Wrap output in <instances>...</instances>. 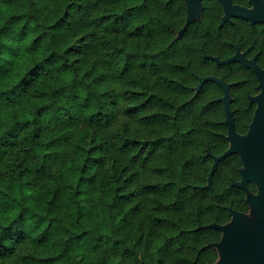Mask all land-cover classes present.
<instances>
[{
    "label": "trees",
    "instance_id": "obj_1",
    "mask_svg": "<svg viewBox=\"0 0 264 264\" xmlns=\"http://www.w3.org/2000/svg\"><path fill=\"white\" fill-rule=\"evenodd\" d=\"M208 13L179 37L183 0H0V264H189L241 202L224 160L203 187L222 112L199 78L239 80L232 106L254 85L204 56L231 53Z\"/></svg>",
    "mask_w": 264,
    "mask_h": 264
},
{
    "label": "flooded vegetation",
    "instance_id": "obj_2",
    "mask_svg": "<svg viewBox=\"0 0 264 264\" xmlns=\"http://www.w3.org/2000/svg\"><path fill=\"white\" fill-rule=\"evenodd\" d=\"M183 2L185 6V19L182 27L187 18V4L185 0H183ZM231 5L242 7L245 10H251V18L236 14V9L225 6L222 0H200V5L194 4L192 6V15L195 17L187 26L189 24L202 22L205 14L208 12L212 14L213 12L217 22L214 24V27L211 26L205 30V33L212 34V32H214L209 42L221 47H226L231 50V53L226 56L204 53V56L210 58L216 65H231L232 63H236L247 68L250 72L251 76L243 80H250L254 85L251 86L250 91H245L244 95L246 99L238 106H232L235 98L231 94V88L238 83L239 80L225 81L221 76L209 74L229 84V108L233 129L236 134L243 136L250 129V124L257 106L256 100L252 97L257 95L261 89L259 86L260 78L253 66L257 67L264 76V0H231ZM182 27L179 30H181ZM184 30H182L180 36ZM235 53L241 55L249 64L241 59L220 62L212 58V56H216L219 60H223ZM212 81L220 87V92L213 100L219 102L221 107V131H218V134L222 138L221 142L223 148L221 151L215 153L210 150L208 144L205 145V152L210 157V166L206 175V183L215 156L220 155L226 149L233 146V142L235 141L233 136L231 135V137L229 134V123L225 121V104L219 99L224 95V87L215 80ZM240 81H242V79ZM204 83L205 82H203L202 85ZM202 85L198 90L197 86L195 87L194 95L199 92ZM243 89L247 90L246 87H243ZM220 161H223L221 166L222 176L229 179L231 185L241 190V202L237 204H222L221 207L223 208V212L221 215L217 214L216 217H213L205 223L196 224L193 230H206L204 236L201 237L202 242L190 254L188 263L264 264V204L252 203L249 199L250 196L256 197L258 195V187L249 179L245 181L244 187L234 184L241 180L244 164L240 153L238 151H231L217 161L216 167L211 174V185L206 188L212 189V178ZM204 185L203 187H205Z\"/></svg>",
    "mask_w": 264,
    "mask_h": 264
},
{
    "label": "water",
    "instance_id": "obj_3",
    "mask_svg": "<svg viewBox=\"0 0 264 264\" xmlns=\"http://www.w3.org/2000/svg\"><path fill=\"white\" fill-rule=\"evenodd\" d=\"M222 1L224 2L225 6L230 7L232 9H236L237 11L235 12L236 14L251 18L250 17L251 10H245L242 7L233 6L231 5V0H222ZM185 2L187 4V18L182 29L178 31V36H180L182 30H184L187 24L195 17L192 15L193 14L192 6L194 4L200 5V0H185ZM212 58L220 62H229L231 60L241 59L244 62L248 63L241 57V55H238V53H235L234 55L227 57L223 60H219L216 56H212ZM253 68L257 71V75L260 78L259 86L261 89L257 95L252 97L253 99L256 100L257 106L255 109L252 122L250 124V129L243 136H239L238 134H236L233 129V123L231 121L230 108H229V98H230L228 91L229 84L225 83L223 80L213 75H205L199 78L197 90L206 80H215L224 87L225 90L224 95L221 96L219 99L222 100L225 104V108H226L225 121L229 123L230 136L232 135L233 138L235 139V141L233 142V146L226 149L220 155L215 156L211 171L208 176L207 183L204 186L208 187L211 185V174L216 167L217 161L223 158L231 151H238L243 159L244 168L242 170L241 180L235 182L234 184L237 186L244 187L245 181L247 179L253 181L258 187L259 193L256 197L250 196L249 199L252 201V203L264 204V76L261 74L260 70L257 67L253 66Z\"/></svg>",
    "mask_w": 264,
    "mask_h": 264
}]
</instances>
